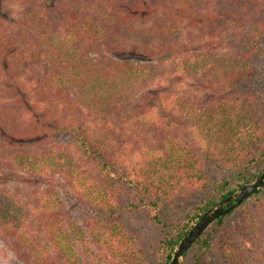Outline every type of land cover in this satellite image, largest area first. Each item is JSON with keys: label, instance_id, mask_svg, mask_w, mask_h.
I'll return each mask as SVG.
<instances>
[{"label": "trees", "instance_id": "obj_1", "mask_svg": "<svg viewBox=\"0 0 264 264\" xmlns=\"http://www.w3.org/2000/svg\"><path fill=\"white\" fill-rule=\"evenodd\" d=\"M202 1L0 0V239L20 262L169 264L264 173V86L245 88L264 82V0ZM183 259L264 264V188Z\"/></svg>", "mask_w": 264, "mask_h": 264}, {"label": "water", "instance_id": "obj_2", "mask_svg": "<svg viewBox=\"0 0 264 264\" xmlns=\"http://www.w3.org/2000/svg\"><path fill=\"white\" fill-rule=\"evenodd\" d=\"M264 188V173L231 193L218 205L208 210L187 232L174 249L169 264H182V260L196 240L220 217L233 211L252 194Z\"/></svg>", "mask_w": 264, "mask_h": 264}, {"label": "rangeland", "instance_id": "obj_3", "mask_svg": "<svg viewBox=\"0 0 264 264\" xmlns=\"http://www.w3.org/2000/svg\"><path fill=\"white\" fill-rule=\"evenodd\" d=\"M200 1H201L202 6L206 4L205 1H202V0H200ZM0 4H1V2H0ZM13 4L14 3L6 2V6L3 8L5 10V13L9 14L11 16V19L14 18V15L11 13V10H14V11L21 10V8L19 7L20 5L19 6H14ZM42 7H43V10H46L44 4H42ZM8 18H9V16H8ZM232 44L235 45L233 41H231L229 39H226L225 41H223V47L220 48V46H219L217 48V52L219 54H221L222 56L223 55H226V56L231 55L232 51H229V48H230V46ZM191 86H193V84ZM263 86H264V82L249 81V82H247L245 88L246 89H253V90H255L256 93H258L260 90H262ZM178 87H180V89H182V91H183V88H184V90H187L186 94L188 92L190 94H194L195 96L198 97V99H199L200 95H204L205 94L204 92H196V90L190 89L191 87H189V88L187 86L185 87V85H183V87L181 85H178ZM178 87H176V88H178ZM70 142H71V137L60 138V143L68 144ZM1 171H2V168H1V165H0V178H1V180H5V178H3L2 175H1ZM212 174H213V176H215V177H217L219 179H222L223 177L226 176L225 172H223L221 170H217V169H213L212 170ZM60 182L62 183V180H60ZM19 184L20 183L18 182V180L15 181L13 179V181L11 183H7L6 185L9 186L15 192L17 190L15 188L20 186ZM23 186H24V183H21V188ZM31 187L35 188V185L31 184ZM63 195H65V194H63ZM73 204H74L73 202H70L69 206L73 205ZM76 215H79V214H76ZM183 260H182V263H183ZM0 264H26V263L20 262L18 260V258L15 256V254L0 239Z\"/></svg>", "mask_w": 264, "mask_h": 264}]
</instances>
